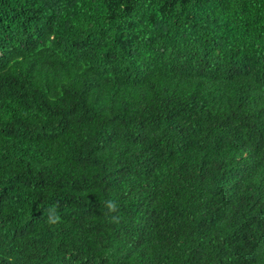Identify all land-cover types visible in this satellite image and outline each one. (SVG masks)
Returning <instances> with one entry per match:
<instances>
[{"label": "trees", "instance_id": "trees-1", "mask_svg": "<svg viewBox=\"0 0 264 264\" xmlns=\"http://www.w3.org/2000/svg\"><path fill=\"white\" fill-rule=\"evenodd\" d=\"M0 264H264V0H0Z\"/></svg>", "mask_w": 264, "mask_h": 264}, {"label": "clouds", "instance_id": "clouds-1", "mask_svg": "<svg viewBox=\"0 0 264 264\" xmlns=\"http://www.w3.org/2000/svg\"><path fill=\"white\" fill-rule=\"evenodd\" d=\"M106 207L109 209V211H114L117 207L116 203L112 200H108L106 201ZM113 219H115V217H113ZM60 217L57 216L55 219L49 218V223L51 224H55L57 222H59Z\"/></svg>", "mask_w": 264, "mask_h": 264}]
</instances>
